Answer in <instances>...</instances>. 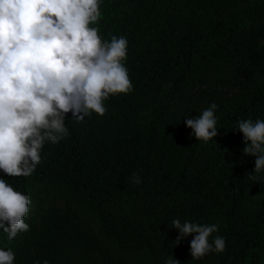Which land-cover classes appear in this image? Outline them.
Returning <instances> with one entry per match:
<instances>
[{"label": "trees", "instance_id": "1", "mask_svg": "<svg viewBox=\"0 0 264 264\" xmlns=\"http://www.w3.org/2000/svg\"><path fill=\"white\" fill-rule=\"evenodd\" d=\"M103 40H128V93L65 121L41 162L7 183L30 197L22 231L0 247L14 264H264V172L244 155L238 121L264 119V0H103ZM216 103L218 134L185 119ZM137 173L142 183L134 182ZM218 225L226 248L192 258L172 220Z\"/></svg>", "mask_w": 264, "mask_h": 264}, {"label": "clouds", "instance_id": "2", "mask_svg": "<svg viewBox=\"0 0 264 264\" xmlns=\"http://www.w3.org/2000/svg\"><path fill=\"white\" fill-rule=\"evenodd\" d=\"M103 0H0V171L7 176H29L41 162L45 142L58 143L68 135L67 114L83 121L107 111L110 95L128 93L132 82L123 63L128 40L113 35L103 40L96 24ZM216 103L185 119L197 140L218 134ZM244 155L254 156V170L264 172V119L238 121ZM134 182L142 183L137 173ZM30 197L0 176V230L12 240L28 231L25 217ZM179 243L191 234L192 258L223 252L226 240L216 235L215 223L172 220ZM15 253L0 247V264H14ZM34 264H49L47 259ZM164 264H180L174 257Z\"/></svg>", "mask_w": 264, "mask_h": 264}]
</instances>
